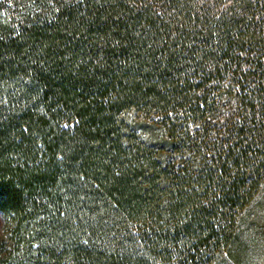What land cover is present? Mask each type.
<instances>
[{
    "label": "trees",
    "instance_id": "trees-1",
    "mask_svg": "<svg viewBox=\"0 0 264 264\" xmlns=\"http://www.w3.org/2000/svg\"><path fill=\"white\" fill-rule=\"evenodd\" d=\"M0 264H264V0H0Z\"/></svg>",
    "mask_w": 264,
    "mask_h": 264
},
{
    "label": "rangeland",
    "instance_id": "rangeland-1",
    "mask_svg": "<svg viewBox=\"0 0 264 264\" xmlns=\"http://www.w3.org/2000/svg\"><path fill=\"white\" fill-rule=\"evenodd\" d=\"M0 227H1V218H0Z\"/></svg>",
    "mask_w": 264,
    "mask_h": 264
}]
</instances>
